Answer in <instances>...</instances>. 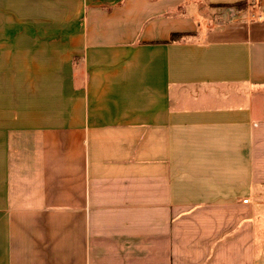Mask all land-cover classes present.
Masks as SVG:
<instances>
[{"label":"crops","instance_id":"obj_1","mask_svg":"<svg viewBox=\"0 0 264 264\" xmlns=\"http://www.w3.org/2000/svg\"><path fill=\"white\" fill-rule=\"evenodd\" d=\"M260 198L264 0H0V264H264Z\"/></svg>","mask_w":264,"mask_h":264},{"label":"trees","instance_id":"obj_2","mask_svg":"<svg viewBox=\"0 0 264 264\" xmlns=\"http://www.w3.org/2000/svg\"><path fill=\"white\" fill-rule=\"evenodd\" d=\"M238 6H239L240 8H245V7H246V3H239ZM176 37H177V36H175V38H176Z\"/></svg>","mask_w":264,"mask_h":264},{"label":"rangeland","instance_id":"obj_3","mask_svg":"<svg viewBox=\"0 0 264 264\" xmlns=\"http://www.w3.org/2000/svg\"><path fill=\"white\" fill-rule=\"evenodd\" d=\"M259 204H264V198H260L257 200Z\"/></svg>","mask_w":264,"mask_h":264}]
</instances>
